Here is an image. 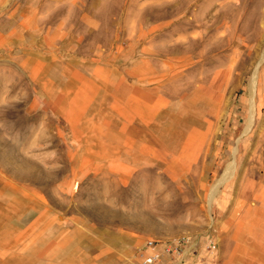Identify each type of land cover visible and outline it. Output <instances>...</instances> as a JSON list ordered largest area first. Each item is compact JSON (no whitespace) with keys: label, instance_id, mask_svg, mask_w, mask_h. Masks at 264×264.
<instances>
[{"label":"rangeland","instance_id":"obj_1","mask_svg":"<svg viewBox=\"0 0 264 264\" xmlns=\"http://www.w3.org/2000/svg\"><path fill=\"white\" fill-rule=\"evenodd\" d=\"M182 236L264 264V0H0V264Z\"/></svg>","mask_w":264,"mask_h":264},{"label":"built area","instance_id":"obj_2","mask_svg":"<svg viewBox=\"0 0 264 264\" xmlns=\"http://www.w3.org/2000/svg\"><path fill=\"white\" fill-rule=\"evenodd\" d=\"M189 236L177 237L166 241L150 239L140 249L141 264H162L163 256L169 264H205V259L212 256L216 243L209 241L201 246V253L191 251L192 241Z\"/></svg>","mask_w":264,"mask_h":264},{"label":"bare ground","instance_id":"obj_3","mask_svg":"<svg viewBox=\"0 0 264 264\" xmlns=\"http://www.w3.org/2000/svg\"><path fill=\"white\" fill-rule=\"evenodd\" d=\"M215 190V189H214Z\"/></svg>","mask_w":264,"mask_h":264}]
</instances>
